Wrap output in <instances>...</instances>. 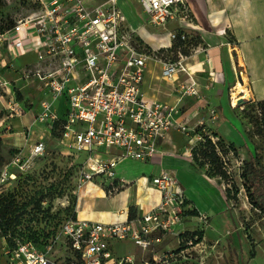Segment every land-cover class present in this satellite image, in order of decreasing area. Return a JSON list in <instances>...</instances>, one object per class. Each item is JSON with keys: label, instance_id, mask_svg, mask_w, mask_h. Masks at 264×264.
I'll use <instances>...</instances> for the list:
<instances>
[{"label": "built area", "instance_id": "obj_1", "mask_svg": "<svg viewBox=\"0 0 264 264\" xmlns=\"http://www.w3.org/2000/svg\"><path fill=\"white\" fill-rule=\"evenodd\" d=\"M24 1L39 6L18 19L11 29L0 33V39L8 44L10 55L15 53L14 48L23 46V55L32 52L35 56V62L25 64L19 76L23 81L38 84L39 111L32 125L41 129L43 136L51 133L56 121L64 120L58 143L70 153L84 154L74 192L97 176L113 180L114 169L121 161H152L162 154L158 149L159 141L170 129H178L191 149L203 142L205 136L216 144V137L202 123L198 129L177 123L173 117L177 113L176 106L144 97L141 86L149 60L161 63V75L166 79L186 73L187 67L181 54L176 60H168L156 53L159 49L146 51L140 47L117 0ZM138 2L155 26L165 27L169 21H177L182 27L192 26L193 19L185 0ZM31 27L33 34L29 31ZM22 30L27 31V44L24 41L22 44L17 37ZM169 36L175 38L176 33L170 32ZM180 37L185 39V33H180ZM1 62L4 59L0 58ZM190 80L191 85L185 92L196 94L195 83L191 77ZM9 83L0 75V87ZM59 98L65 99L62 111L53 106ZM234 102L237 106V101ZM12 110L20 111L18 106ZM257 114L261 115L260 110ZM216 118V111L211 109L210 121ZM243 120L255 141V153L259 152L256 136L250 133L252 126ZM44 150V141L38 139L31 146L30 158L42 156ZM13 162L21 168L26 165V160L19 156ZM149 182L160 193L159 203L151 210L117 223L89 221L75 215L63 221L51 241H62L79 252L77 264H134L132 256L114 258L109 243L130 240L143 250L150 249L154 235L174 232L187 210L183 190L170 171L161 169ZM115 188L111 186V190ZM200 218L207 217L201 214ZM175 250L160 253L150 250V258L143 264H168L171 259L185 254ZM2 253L4 264L48 262L46 255L36 251L30 243H17L14 249L6 246ZM16 258L19 262L14 263Z\"/></svg>", "mask_w": 264, "mask_h": 264}, {"label": "crops", "instance_id": "obj_2", "mask_svg": "<svg viewBox=\"0 0 264 264\" xmlns=\"http://www.w3.org/2000/svg\"><path fill=\"white\" fill-rule=\"evenodd\" d=\"M185 2L193 19L192 26L182 27L177 21H169L165 27L157 26L162 29V33L156 34L157 27L150 23L149 18L147 21L151 25H147L142 8L138 10L135 7L134 3L139 4L137 0H117L127 26L151 51L168 50L172 46L168 35L174 30L170 25L178 26L188 37L194 35L199 38L197 46L189 54L182 55L187 67L186 73L180 72L166 79L161 75V63L149 60L141 90L147 100L176 106L177 113L173 117L177 123H183L189 128H197L202 123L205 129L214 133L217 147L222 148L227 155L225 147L229 145L236 147L219 131H234L236 119L232 116L233 112L245 123L240 109L250 101L264 100V0H185ZM29 31L33 34V27ZM26 32L22 30L17 35L22 44L23 41L25 44L29 41ZM17 49L18 53L14 51L15 54L10 55L7 47L8 55L5 56L1 55L0 51V58L7 64L4 66V62L0 63V75L6 81L11 79L23 82L19 79L23 69V57L32 52L23 55V46L15 50ZM190 77L195 83L196 94L185 92L186 87L191 85ZM238 84L245 86V91L236 99L237 101L243 99L246 102L235 106L233 93ZM7 89L9 90V87ZM5 103L11 109L16 106L20 111L23 109V101L16 100L13 105L12 100ZM60 107H65L63 102L59 104V110ZM211 109H214L217 115L214 122L210 121ZM38 111L39 102L36 112ZM39 130L43 133L41 129ZM169 131L179 134L181 139L170 141L167 133L158 145L162 154L157 155L152 161L132 159L121 161L114 169L113 180L97 176L77 190L76 216L89 221L117 223L127 221L129 213H137L139 216L151 210L159 203L160 193L149 181L161 169L170 171L176 177L187 202L185 215L174 227L176 233L183 227L184 220L197 218L196 214L189 213L191 210L205 214L209 218L223 213L226 203L222 189L205 176L203 171L193 166L191 152L193 148H190L187 138L178 129ZM240 159L243 161L245 158L240 156ZM112 185H115V190H111ZM176 240L177 238L174 241ZM112 242L109 243V248L114 258L132 256L135 259L136 255L132 254L116 256ZM153 242L155 245L161 244L162 239L160 236H154ZM171 243L173 242L167 245ZM167 245L161 246L156 252L173 250L168 249ZM177 259L178 257L171 259L168 264Z\"/></svg>", "mask_w": 264, "mask_h": 264}, {"label": "rangeland", "instance_id": "obj_3", "mask_svg": "<svg viewBox=\"0 0 264 264\" xmlns=\"http://www.w3.org/2000/svg\"><path fill=\"white\" fill-rule=\"evenodd\" d=\"M134 5L138 10L141 9L140 3ZM38 6L32 1L23 3V0H0V23H15L24 15L36 11ZM143 16L146 24L151 25L147 21L149 17L145 13ZM170 26L176 33L175 38L168 35L174 49L162 50L161 57L176 60L179 57L178 51L185 49L190 53L199 43V38L193 35L189 39H182L178 26ZM155 30L156 34L162 33V29L158 27ZM7 46L6 41H0L1 55H8ZM13 50L18 53V49ZM34 62L35 56L32 53L23 57V66ZM8 81L10 83L7 86L0 87V208L8 205L15 212L6 216L9 221H0V264L6 262L2 252L9 245L7 235L14 234L18 239L15 245H23V238L26 240L29 231L34 230L43 240H39L37 245H31L36 251L46 255L47 264H68L71 252L69 246L62 241L51 240H54L58 225L70 215V205L76 201V178L84 154L70 153L58 143L57 132L42 136L40 130L31 125L40 100L36 82ZM11 100L12 105L16 100L23 101L22 111L15 112L5 103ZM64 101V98H59L53 106L58 108ZM232 116L236 119L234 131L219 133L236 148L232 145L225 147L226 153L228 152L226 155L222 148L214 144V154L205 156L203 151H210L211 148L198 142L191 151L193 166L203 171L205 176L222 189L225 211L212 218L206 216L205 219L200 218L201 214L198 213L196 219L184 220L178 233L174 231L154 235L160 236L162 243L153 244L150 249L143 250L130 240H114L112 244L116 256L136 255L135 263L142 264L144 260H148L150 250L156 251L173 242L167 248L176 249L177 252L182 250L185 254L172 264H230L231 260L234 264H264V214L249 201L248 184L241 177L240 156L250 159L255 153V141L249 136L247 125L238 119L237 114L233 112ZM168 135L170 141L181 139L179 134L172 131ZM213 136L215 137L214 134ZM255 136L257 143L264 144L261 136ZM38 139L45 143L44 153L30 158L31 146ZM17 156L26 160L23 168L14 164L13 160ZM13 217H17L15 222ZM3 225L8 228L7 235H3ZM51 235L54 236L50 237ZM15 262H19V259L16 258Z\"/></svg>", "mask_w": 264, "mask_h": 264}, {"label": "trees", "instance_id": "obj_4", "mask_svg": "<svg viewBox=\"0 0 264 264\" xmlns=\"http://www.w3.org/2000/svg\"><path fill=\"white\" fill-rule=\"evenodd\" d=\"M24 3V0H23ZM2 19V17H0V20ZM15 25V23L13 21H9L6 24L2 25V21L0 23V33L5 32L6 30L11 29L13 26ZM186 38H188V36L186 35ZM134 39L137 41V43L140 45V47H142L143 49H145L146 51H151L150 48L142 43V40L134 35ZM192 40H189V42H191ZM173 46V45H172ZM170 47L168 48V50H172L174 49V47ZM164 49H159L156 53L158 55L161 56V51ZM167 50V51H168ZM178 54L181 55H187L189 54V52H187L185 49L178 51ZM258 110H260L261 115H258L257 112ZM241 116L247 120L251 126V134L252 135H259L261 136V139H263L264 142V100L263 101H255V102H248L244 108L240 111ZM64 122V120L60 119L58 121H56L54 123V127L51 131L50 134H53L54 132H57L58 138L60 137V131H61V126L62 123ZM214 134V133H213ZM200 144H206L208 145L211 149L209 150H204L203 153L205 156H208V154L213 153L214 151V144L211 142V140L209 138H207L206 136L204 137V141L199 142ZM230 146V145H229ZM260 150L259 152H256L250 159H244L242 161V173H241V177L243 178V180L245 181L246 184H248V193L247 196L249 198V201L251 202V204L259 209L261 211V213L264 214V144L261 142L258 144L257 146V150ZM194 150V148L192 149ZM214 154V153H213ZM76 198V195H75ZM3 200H6L5 198H3ZM2 201H0L1 204ZM185 204H187V202L185 201ZM75 205H76V201L70 205L71 207V212L70 215L67 217H75ZM15 210L11 209L10 207H8V205L0 208V221L2 220H6L9 221V219L6 218V216L9 213H14ZM190 214L194 215V214H198L195 210H191L189 211ZM137 216V213H129L128 215V219H132L134 217ZM17 217H13L14 222L16 220ZM66 218V219H67ZM13 219L11 220V222L13 221ZM66 219H64L63 221H65ZM63 221L61 222V224L63 223ZM60 224V225H61ZM57 227V230L59 228V226ZM3 227V235H7V233H9L8 228L5 227V225L2 226ZM56 230V232H57ZM29 231V230H28ZM25 230L23 231V234ZM53 233V232H52ZM8 239H9V247L11 249H13L16 245V241L18 239H16L14 236V234H9L7 235ZM54 235H51L50 237H53ZM28 238L26 240H24L23 238V244L25 243H30L33 245H37L40 240V242L43 240L42 238L39 237V235L34 231L30 232L29 231V235L27 236ZM47 240V238H46ZM200 240V237H199ZM14 244V245H10V244ZM70 249V257H69V261L68 264H77L80 260V254L77 251H73L71 248ZM176 251V250H175ZM122 264H129V263H122ZM134 264H136L134 262ZM143 264V262H142ZM230 264H234L233 260L230 261Z\"/></svg>", "mask_w": 264, "mask_h": 264}, {"label": "bare ground", "instance_id": "obj_5", "mask_svg": "<svg viewBox=\"0 0 264 264\" xmlns=\"http://www.w3.org/2000/svg\"><path fill=\"white\" fill-rule=\"evenodd\" d=\"M244 80V79H243ZM245 87V86H244ZM244 87H243V85H241V84H238L236 87H235V91H234V93H233V97H235V101H237V99H236V97L240 94V93H242V92H244L245 91V89H244ZM245 96V95H244Z\"/></svg>", "mask_w": 264, "mask_h": 264}, {"label": "water", "instance_id": "obj_6", "mask_svg": "<svg viewBox=\"0 0 264 264\" xmlns=\"http://www.w3.org/2000/svg\"><path fill=\"white\" fill-rule=\"evenodd\" d=\"M245 101L243 99H240L239 101H237V104L240 105L241 103H244Z\"/></svg>", "mask_w": 264, "mask_h": 264}]
</instances>
